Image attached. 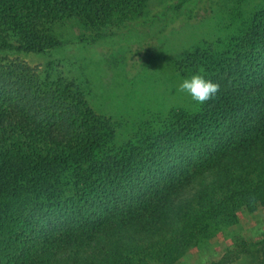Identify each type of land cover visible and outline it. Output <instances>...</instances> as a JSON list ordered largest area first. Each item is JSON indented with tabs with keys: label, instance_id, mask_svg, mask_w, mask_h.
<instances>
[{
	"label": "trees",
	"instance_id": "16d2710c",
	"mask_svg": "<svg viewBox=\"0 0 264 264\" xmlns=\"http://www.w3.org/2000/svg\"><path fill=\"white\" fill-rule=\"evenodd\" d=\"M150 1L0 0V264H177L264 208V0H229L237 26L176 56L214 97L121 141L74 81L20 58L55 51L70 21L113 34ZM254 255L240 239L215 263Z\"/></svg>",
	"mask_w": 264,
	"mask_h": 264
},
{
	"label": "rangeland",
	"instance_id": "374dc122",
	"mask_svg": "<svg viewBox=\"0 0 264 264\" xmlns=\"http://www.w3.org/2000/svg\"><path fill=\"white\" fill-rule=\"evenodd\" d=\"M179 2L184 9L176 8ZM232 4L229 0H151L147 13L125 22L113 34L96 38L80 22L70 21L61 26L62 45L55 51L20 58L54 78L74 81L99 114L122 125L121 141L148 113L164 114L177 107L192 111L199 106L180 90L185 77L178 75L173 63L178 54L233 30L237 22L229 18ZM239 221L199 243L177 264H216L240 239L253 244V264H260L264 208L239 214Z\"/></svg>",
	"mask_w": 264,
	"mask_h": 264
},
{
	"label": "clouds",
	"instance_id": "9594fccd",
	"mask_svg": "<svg viewBox=\"0 0 264 264\" xmlns=\"http://www.w3.org/2000/svg\"><path fill=\"white\" fill-rule=\"evenodd\" d=\"M179 88L199 104H204L219 91V85L217 83L200 73H193L182 79Z\"/></svg>",
	"mask_w": 264,
	"mask_h": 264
}]
</instances>
